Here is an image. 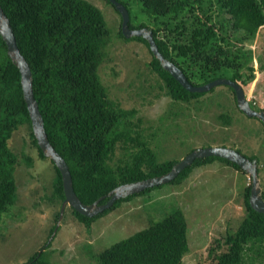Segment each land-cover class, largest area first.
I'll return each instance as SVG.
<instances>
[{"label": "trees", "instance_id": "16d2710c", "mask_svg": "<svg viewBox=\"0 0 264 264\" xmlns=\"http://www.w3.org/2000/svg\"><path fill=\"white\" fill-rule=\"evenodd\" d=\"M118 1L129 14L130 4H139V10L150 17L154 27L143 20L133 22L130 16L128 26L150 28L158 51L175 63L191 83H203L220 75L247 82L253 76V51L243 48L240 42L254 37L258 28L264 26V0H216L226 14L221 18H212L208 8H202L200 2L195 4V0ZM0 7L29 66L32 94L46 137L67 163L73 190L83 203L92 202L119 183L161 174L171 167L177 159L158 161L148 140L138 131L131 134L128 117L134 109L115 104L98 75L97 68L110 38V29L98 6L88 0H0ZM164 14L169 15V20L163 19ZM230 31L242 34L232 36ZM118 34L141 40L149 49L141 35L124 36L120 28ZM147 64L172 99L187 101L203 93L186 90L152 53ZM225 86L233 92L230 86ZM220 115L227 122L225 114ZM24 123L38 155L46 157L32 133L20 72L0 35V217L16 198V155L8 139ZM119 141L134 148L128 152L127 160L112 166L108 159ZM246 156L256 159L252 154ZM213 159L244 171L224 157L208 155L194 158L168 182L179 181L193 166ZM26 160L30 158L26 156ZM49 160L55 173L52 193L62 200L60 174ZM162 184L119 197L111 206L91 216L70 206L71 211L88 226L94 217L121 201ZM249 187L250 183L244 187L243 215L234 228L214 238L207 249L210 257L207 264H253L261 255L264 211L249 205ZM261 196L264 199V190ZM105 199L106 196L99 202ZM186 250L185 217L179 207H173L159 219L103 247L94 257L97 264H184L181 258ZM42 254L43 249L36 250L24 261L9 264H49Z\"/></svg>", "mask_w": 264, "mask_h": 264}, {"label": "rangeland", "instance_id": "374dc122", "mask_svg": "<svg viewBox=\"0 0 264 264\" xmlns=\"http://www.w3.org/2000/svg\"><path fill=\"white\" fill-rule=\"evenodd\" d=\"M98 6L110 38L97 71L109 98L122 108H133L128 117L131 134L138 131L146 138L155 158H181L189 150L223 145L252 154L256 159V177L264 190V126L254 116L239 110L233 92L217 84L187 101L172 99L147 62L151 53L144 42L118 34L120 15L106 0H88ZM208 8L212 18L226 14L216 0H195ZM198 8V7H197ZM133 22L149 16L130 4ZM169 20V15H163ZM161 24V23H160ZM241 36V31H230ZM253 51V76L240 82L245 98L254 109L264 110V26L254 37L240 42ZM260 59V60H259ZM261 62V64H260ZM224 76V75H220ZM225 114L227 122L221 115ZM125 125L120 124V128ZM8 145L16 155L14 179L16 198L0 217V264L21 262L34 251L43 249L49 264H97L94 254L179 207L186 221L187 250L184 264H207V249L243 215L244 187L250 183L246 170L232 167L219 159L195 165L177 182H164L144 193L132 195L106 213L94 217L86 226L65 204L59 216L61 200L52 193L54 169L49 158L38 155L27 125L16 127ZM119 141L108 159L112 166L128 159L134 147ZM26 156L30 158L27 162ZM53 227V228H52ZM253 264H264V248Z\"/></svg>", "mask_w": 264, "mask_h": 264}, {"label": "water", "instance_id": "95a60500", "mask_svg": "<svg viewBox=\"0 0 264 264\" xmlns=\"http://www.w3.org/2000/svg\"><path fill=\"white\" fill-rule=\"evenodd\" d=\"M116 8L120 15L119 28L120 32L124 36L130 35H141L143 36L148 44L151 53L159 60L160 65L163 69L167 70L171 76H173L181 86H183L188 91L204 92L214 85L224 84L232 88L234 93V99L237 107L244 114L248 116H255L262 122H264V110L252 108L247 99L244 96L243 89L240 83L236 80L230 79L226 76H216L206 82L194 84L191 83L182 70L172 61L162 56L158 51L154 39L152 37V32L150 28L145 26L138 28H130L128 26L129 13L124 4L118 0H109ZM0 35L3 39L6 47V52L17 66L20 72V84L22 89V96L25 101V105L30 118V125L32 133L35 137L37 145L40 147L42 153L50 158L54 165L57 167L60 179L61 187L63 192V198L59 207V216L65 204H68L77 212L85 215L91 216L104 209L111 206L113 201L119 197L125 196L127 194L136 193L143 190L146 187L158 185L160 183L168 182L186 165H189L194 158L204 157L208 155L220 156L234 162L244 170H246L250 176V187L248 194L249 205L257 210L264 211V199L261 196L260 187L257 184L256 177V163L254 159H249L246 155L241 153L239 150L223 145H211L202 146L189 150L181 158L177 159L171 167L164 173L148 176L145 178L132 180L129 182H123L115 185L113 188L108 190L105 194L97 197L90 203H83L75 194L72 183L71 176L68 170V165L62 156L53 148L49 143L44 128L42 124V118L37 107L36 100L32 94L31 89V72L26 60L23 58L18 50L15 43V38L12 32L10 23L3 13L0 7ZM106 199L102 202L99 200L102 197Z\"/></svg>", "mask_w": 264, "mask_h": 264}]
</instances>
